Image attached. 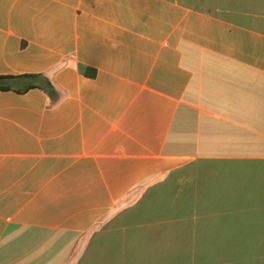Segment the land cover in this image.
<instances>
[{"label":"crops","instance_id":"1","mask_svg":"<svg viewBox=\"0 0 264 264\" xmlns=\"http://www.w3.org/2000/svg\"><path fill=\"white\" fill-rule=\"evenodd\" d=\"M0 77V264H264V0H0Z\"/></svg>","mask_w":264,"mask_h":264},{"label":"trees","instance_id":"2","mask_svg":"<svg viewBox=\"0 0 264 264\" xmlns=\"http://www.w3.org/2000/svg\"><path fill=\"white\" fill-rule=\"evenodd\" d=\"M25 78H28L33 82L23 90H18V92H24L30 88H40L50 97L51 102L55 101V97L57 95L55 88L52 83L42 75H27ZM12 78L9 77H0V91H8L12 88L7 85V82Z\"/></svg>","mask_w":264,"mask_h":264}]
</instances>
